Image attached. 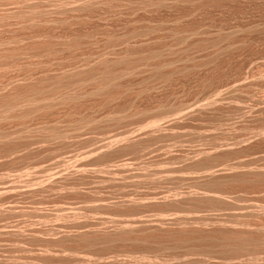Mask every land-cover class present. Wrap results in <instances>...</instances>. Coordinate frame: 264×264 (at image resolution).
I'll list each match as a JSON object with an SVG mask.
<instances>
[{"label": "rangeland", "instance_id": "1", "mask_svg": "<svg viewBox=\"0 0 264 264\" xmlns=\"http://www.w3.org/2000/svg\"><path fill=\"white\" fill-rule=\"evenodd\" d=\"M17 1L0 0V103L3 102L1 104L5 107H1L0 104L2 108H0V181L6 183V185H4V183L2 184L0 182V188L2 186V190H6L7 188H5V186H11L8 183L12 180L10 184L14 181L16 186L12 183L11 189H9L10 187L8 188L9 192L13 189L12 187H16L15 190H13L18 194H16L15 197V192L12 190V192H14L11 193L12 196L14 195L13 198L12 196L8 198L10 197V193L7 194L8 197H0L1 206L3 205V207L7 209L10 207L9 205H14L11 207L13 210H17L16 213L13 211V214H5L4 216H7L6 218L2 216L4 219L1 217L0 223L1 220V224L8 223V226L5 227L6 229L10 226L11 228L9 229L11 230L12 228H16L15 231L18 230V232L20 230L18 234L15 233L16 235L10 234L8 235L9 237L6 235L0 236V261L2 264H19V262L20 264H105V261L107 264L111 262V264H115L116 262V264H118V262L119 264L120 262L121 264H128V262L129 264H146L147 262V264H152L153 262V264H157L159 261L161 264H250V262L251 264H264V229L262 228L264 226V0H100L102 3L97 1L99 5L95 3L96 1L89 2L88 4H83L82 2L78 3L79 0H76V2L75 0H69L70 2L67 0L68 4L66 0L64 4H62L63 0L62 2L60 0L61 3L58 0H36L35 4V0H25L26 2L24 0H22L24 2L21 0V2L19 0ZM15 2H17L16 5ZM19 3L21 5H19ZM24 3L26 5H31V7H27L28 5L26 6ZM58 6L60 7L59 9ZM45 9L46 11H43ZM10 11L11 13L8 14ZM53 12L54 14H52ZM221 51L224 53H221ZM124 52L127 55L125 57L123 56L125 55ZM156 53L157 55L155 56ZM118 54H121V56H118ZM102 55L103 57H101ZM139 55H141V57ZM119 57L122 58L123 61H121L122 59L120 60ZM99 58L101 61H99ZM109 58L111 62L107 60ZM125 58L126 60H124ZM119 61L125 66H117V64H121ZM124 61H128L127 66ZM114 63L116 64L114 65ZM106 65L107 67L105 68ZM109 65H113V68ZM130 65L131 69L129 68ZM103 68L106 71H104ZM61 69L63 70L62 73ZM101 70L102 72L104 71L102 73L103 76L101 75ZM108 70L111 73L112 70H115V73H112L114 75H110L111 73H109ZM75 72L78 74L76 75ZM92 72L93 74H91ZM121 72L124 73V75ZM74 73L76 76H74ZM86 74L89 75L87 76ZM78 75H80V77L82 76L79 82ZM96 75H99L98 77L100 79L97 78ZM83 77H85V79H88L87 77L91 79L96 77L99 81L95 78L93 80L88 79L87 81L84 80ZM102 77H104L107 82L106 80L104 81ZM119 77H121V79H119ZM107 78H109V80L111 79L113 82L111 80L109 81ZM74 81L81 83L75 85L77 82L75 83ZM67 82L69 86L74 82L71 84V90ZM101 82L104 86H102L103 84ZM44 86L47 88L46 90ZM20 87L24 90H19ZM74 88L75 90H73ZM26 90L28 92L30 91L28 94L29 96ZM18 91H20V93ZM23 91L27 96L25 95L24 97ZM66 91H68V97L66 96ZM13 92L15 93L13 94ZM16 92L18 94H16ZM32 92L35 95L32 94ZM54 92L57 95H55ZM2 94H8V96L6 97V95H4V98ZM19 94H21V96H19ZM30 95L35 96L33 101L32 98L34 96L31 97ZM38 95L40 97H38ZM51 96L55 97L52 98ZM58 96L60 98H58ZM77 96L78 98H75ZM26 97H31V99L29 98L30 100H27ZM70 97H72V99ZM44 98H46L45 101L49 98L48 103L43 102ZM11 99H19L21 102L24 99V101L28 102H25L26 104H24V101L22 104L19 102L20 105L18 102L17 105L16 103L9 104ZM39 102H42V104H38ZM5 104H7V106H5ZM37 104L38 107L36 106ZM27 105L31 108H27ZM192 107L194 109L197 108L196 110L198 112H193L194 109H192ZM199 107L200 109H198ZM6 108H8V112ZM190 110L191 112L189 113ZM23 113L24 115H21ZM28 113L30 114L27 115ZM182 113L192 115L188 117L183 114L184 118L182 115H179ZM158 121L161 123V126L160 124L159 126L156 124ZM164 121L168 125L170 123L172 124L169 126L167 124L165 125ZM21 128H23V131ZM129 134L130 136H133L131 134H141L144 137H139L141 138L138 139L140 143L137 141L138 144L136 143V147L135 144L128 145L127 136ZM125 135L126 140L124 141H126L127 144L121 141L125 139ZM110 141L114 143H110L111 145L109 146L108 143ZM105 142H108L106 143L108 146L106 150H101L98 146L102 144L105 145ZM116 142L119 143L120 149L119 147L116 148L118 146ZM122 142L123 144L121 145ZM132 146L138 148V150ZM97 147L101 150L98 151L99 153L97 151H91L93 149L99 150ZM109 147L112 148L110 149ZM140 147L145 151L142 149L140 150L142 153L140 152L139 154ZM123 148H125V150H123ZM126 150L130 152L127 151V154ZM109 151L113 153L111 152V154ZM90 152L93 154L97 152L99 155L96 153L97 155H92L94 158H91L92 153ZM122 153L126 154L123 155ZM199 154H204V156H200ZM108 158L113 161H108ZM208 160L211 162L213 161V163ZM76 161L81 163L75 164ZM193 161L198 162H194L193 164ZM69 163L71 166L73 163L76 167L78 165L76 170L83 168L80 170L81 172L79 171V175H76L78 171L74 169L76 168L74 165L72 166L73 169H71V166V168H69ZM119 163H125V170H115V165H119ZM63 164L66 166L67 170L63 169L62 172L61 168H65ZM56 165H59V172L62 174L56 173L52 176L50 172ZM209 165L216 176L210 177L211 179L203 177ZM185 166L188 167L186 168ZM39 167L40 169H38ZM48 167H51V171H48L50 176L47 175L46 172ZM56 167L55 170L57 171L58 167ZM200 167L203 168L201 169ZM239 168L245 174L249 172L250 179L248 178L249 176H247L248 174L244 176L245 174L243 175ZM209 169L210 168H208L207 173L211 172ZM65 171L69 172V176ZM230 171H233V174L236 171L237 174L233 175L231 173L230 175ZM225 172L229 175L225 174ZM252 172L257 174L255 178L251 176L252 174L250 173ZM84 173H86L85 176L83 175ZM142 173H144L145 176L142 175ZM147 173L150 174L148 175ZM219 173L223 176L219 177ZM63 174H65V176L67 174L68 181L70 180L69 178L74 176L75 178L71 179L68 183L65 182L66 180L61 179L60 182L58 181L56 183V185L59 184L54 186V190H50V192L52 191L51 193L47 190V192L43 191L44 193L41 192V194L36 190L38 187L37 184L39 185L38 180L40 182V179L45 180L47 176L53 178L56 177L55 175L59 177ZM106 174L107 176H105ZM61 176L59 178L64 177V175ZM93 176H95V178ZM33 177H39L40 179H34ZM76 177H79V180ZM225 177H227V179ZM234 177L236 180H234ZM82 178H84V180ZM206 178L208 179L206 180ZM24 179H30V181H25V183L23 182ZM76 179L78 181H75ZM112 180H115V182ZM210 180L214 181V183ZM83 182L84 184H82ZM18 183L20 186L22 185L23 188H19ZM26 184H28V187L33 188L27 187L28 190H31L27 193L29 196H26L25 193H22L25 195L19 196L21 191L24 192V189H26V186L24 187ZM34 184L36 189H34ZM16 189L17 191L23 190L19 191V193ZM27 189L25 191H28ZM2 190L0 189L1 192ZM32 190L37 191L39 194L37 195V192L36 195L33 194L34 191L32 193ZM220 191L223 194L220 193ZM190 192L193 193L191 194ZM183 193L185 195L181 196ZM160 194H164L162 195L163 197ZM40 195L43 197L40 198ZM164 197L166 199H164ZM124 199H127V202H124ZM168 201L170 202L167 203ZM112 202L118 204L114 203V207ZM101 203L102 207L98 206ZM7 204L8 207H6ZM1 206L0 208H2ZM136 206H139L141 209ZM130 210L131 212L129 213ZM73 213L75 216L78 213L76 218L78 219V221H76L78 222L76 223L77 226H82L79 223L81 220L82 224H85L83 222H87L88 224V221L91 223L96 221L99 227L100 223L101 227L102 225L106 227L108 223H103L108 220V226H113L119 223L113 221V219H120L119 221L121 222V219H129L141 215L142 218H139L152 223L155 222L157 217H163L166 214L164 218H170L171 216L183 217L186 225H184L185 223L179 224L184 225L183 228L182 226H177L170 222L169 225L167 221L164 223V226L167 224L165 227H170L167 231L166 228L165 230L160 228V230L163 229L161 231L158 230L159 228L157 230L156 228H150L152 230L149 228L146 230L145 228L144 230L146 232H137V234L135 231L134 234L132 233L133 235H130L132 239L127 236L121 239L114 238V240H110V242L109 240L108 242L106 240L102 242L90 241L93 245L87 243L88 241L84 242L85 239H82V242L79 238V241H81L80 244H82L81 247L77 240L78 238L74 239L67 237L65 239L62 235L61 237L59 235L63 234L62 231L64 227L65 229L67 228L66 230L64 229L66 232L76 230L68 227L73 225H69L72 221L70 220L69 222V217H71L70 215H73ZM133 213L135 214L133 215ZM79 215L81 217L83 216V219ZM71 218H73V216ZM148 218H151L150 221ZM185 219L187 220L185 221ZM229 219L231 221H228ZM5 220L7 221L6 223ZM200 220L208 222H206L207 226L206 223H201L202 225L205 224V226L200 228L201 230L199 232V227L202 226L199 225L201 222ZM42 221H44V223H42ZM111 221L115 224H112ZM226 221H228V225L225 224L227 223ZM74 222L72 221V223ZM213 222H216V225L215 223L213 225ZM229 222H231V225L234 224V226L238 228L237 230L233 229L234 231L236 230V233L242 230V226L240 225L242 223L251 227L252 230L255 229L257 231L255 232L256 235L254 231H252V236H247L249 239H245L246 236L243 235L244 233L247 235V232L241 233L242 240L238 238L240 235H234L235 233L233 230H227L225 226H231ZM14 224L15 226H13ZM258 225L263 230H261ZM77 226L75 228H77ZM255 226L258 229L255 228ZM180 227L186 231L187 234H182L183 230L181 233ZM213 227L219 231H215L216 229L212 230L211 228ZM221 227H223V229ZM46 228L51 232L56 231L55 233L48 231L49 234H47V232L44 233L45 230L47 231ZM33 229L34 231H31ZM59 229L62 231H59ZM194 229L199 233L196 232L193 234V231L195 232ZM207 229L209 231H207ZM176 230L179 231L174 233ZM26 231H29L27 232L29 234H27ZM226 231L227 233H225ZM231 231L233 232L231 233ZM21 233H25V235ZM172 233L174 237L170 236ZM139 234L140 237H138ZM210 234L213 235L211 236ZM221 234L223 236L227 235V237H223ZM253 234L256 237H253ZM13 236L15 237L14 239ZM32 236L34 238H31ZM141 236H144L143 239L145 240L150 239L148 241L143 240V243ZM192 236H194V238L196 237L195 240H197V242H195ZM209 236L211 238H209ZM42 237H44V241ZM50 238L52 241L49 240ZM135 238L139 240L137 241ZM221 238L223 243L219 240ZM53 240L56 241V243ZM135 240L137 241L136 243ZM208 240L210 243L213 240L212 244H210ZM249 240L252 241V243H250ZM61 242L63 246H61ZM179 243L182 244L180 245ZM84 244L86 247L89 245L87 249ZM114 244L117 245V247ZM223 244H226V246L224 245V247H226L225 249L223 248ZM161 246L164 247L160 249ZM227 246H229L230 249ZM45 250H47L46 254ZM197 251L201 254H198ZM145 252H148V254ZM195 253L198 255L194 256ZM238 253L240 255H237ZM202 254L206 257L210 256L209 259ZM140 255L142 258H140ZM116 256H118L119 261L116 259ZM132 256H135L134 259L136 260H131V258L133 259ZM144 256L145 259L143 258ZM113 257H115L114 261ZM245 257L253 260H241ZM88 258L89 260L87 261L86 259ZM143 259L146 261H142ZM156 259L158 260L157 263L155 261ZM199 260H202V262ZM239 261H241V263ZM160 262L158 264H160Z\"/></svg>", "mask_w": 264, "mask_h": 264}, {"label": "bare ground", "instance_id": "2", "mask_svg": "<svg viewBox=\"0 0 264 264\" xmlns=\"http://www.w3.org/2000/svg\"><path fill=\"white\" fill-rule=\"evenodd\" d=\"M4 1H5V0H4ZM6 1H7V0H6ZM9 1H10V0H9ZM15 1H17V0H15ZM19 1H20V0H19ZM21 1H22V0H21ZM21 1H20V2H21ZM24 1H25V0H24ZM24 1H22V2H24ZM27 1H28V0H27ZM58 1L60 2V0H58ZM64 1H65V0H63V3H62V4L65 3ZM68 1H69V0H68ZM71 1H72V0H71ZM95 1H96V2H95ZM97 1L99 2L100 0H83V1H82V0H79L78 3H79V2H82L83 4H85V3L88 4L89 2H90V3H91V2H95V3H97V4L99 5V3H98ZM102 1H103V0H102ZM17 2H18V1H17ZM17 2H15V5H16ZM25 2H26V1H25ZM35 2H36V0L34 1V4H35ZM46 2H47V1H46ZM46 2H45V3H46ZM51 2H52V1H51ZM61 2H62V0H61ZM61 2H60V3H61ZM66 2H67V0H66ZM69 2H70V1H69ZM75 2H76V0H75ZM100 2H101V1H100ZM2 3H4V2H2ZM8 3H9V2H8ZM27 3H28V2H27ZM38 3H40V2H38ZM38 3H37V4H38ZM47 3H48V2H47ZM52 3H53V2H52ZM78 3H76V4H78ZM101 3H102V2H101ZM5 4H6V2H5ZM10 4H12V3H10ZM10 4H9V5H10ZM22 4H23V3H22ZM24 4H25V3H24ZM28 4H29V3H28ZM28 4H27V5H28ZM67 4H68V2H67ZM69 4H70V3H69ZM106 4H107V3H106ZM6 5H7V4H6ZM6 5H5V6H6ZM19 5H21V4L19 3ZM25 5H26V4H25ZM25 5H24V6H25ZM27 5H26V6H27ZM44 5H45V4H44ZM95 5H96V4H95ZM11 6H12V5H11ZM32 6H33V4H32ZM55 6H56V5H55ZM63 6H64V5H63ZM68 6H70V5H68ZM87 6H88V5H87ZM27 7H31V5H28ZM66 7H67V6H66ZM70 7H71V6H70ZM77 7H78V6H77ZM79 7H80V6H79ZM2 8H3V7H2ZM9 8H10V7H9ZM16 8H17V7H16ZM16 8H15V9H16ZM19 8H20V7H19ZM24 8H25V7H24ZM47 8H48V7H47ZM59 8H60V7L58 6V9H59ZM63 8H64V7H63ZM67 8H68V7H67ZM71 8H72V7H71ZM7 9H8V6H7ZM22 9H23V8H22ZM25 9H26V8H25ZM27 9H28V8H27ZM41 9H42V8H41ZM49 9H50V8H49ZM52 9H53V7H52ZM56 9H57V8H56ZM56 9H55V10H56ZM79 9H80V8H79ZM30 10H31V9H30ZM66 10H67V9H66ZM68 10H69V9H68ZM5 11H6V10H5ZM17 11H18V10H17ZM28 11H29V10H28ZM28 11H26V12H28ZM43 11H46V9L43 10ZM61 11H62V10H61ZM1 12H2V10H1ZM12 12H13V11H12ZM32 12H34V11H32ZM32 12H31V13H32ZM41 12H42V11H41ZM72 12H73V10H72ZM4 13H5V12H4ZM10 13H11V11H10L8 14H10ZM16 13H17V12H16ZM28 13H30V12H28ZM23 14H24V13H23ZM25 14H26V13H25ZM50 14H51V13H50ZM52 14H54V12H53ZM58 14H60V13H58ZM6 15H7V14H6ZM33 15H34V14H33ZM35 15H36V14H35ZM15 16H17V15H15ZM31 16H32V15H31ZM37 16H38V15H37ZM58 16H59V15H58ZM68 16H69V15H68ZM34 17H35V16H34ZM34 17H33V18H34ZM72 17H73V16H72ZM2 18H3V17H2ZM4 18H5V17H4ZM6 18H7V17H6ZM18 18H19V17H18ZM28 20H29V19H28ZM32 20H34V19H32ZM56 20H57V19H56ZM50 21H51V20H50ZM40 22H41V21H40ZM48 22H49V21H48ZM48 22H47V23H48ZM41 23H42V22H41ZM44 23H45V22H44ZM49 23H50V22H49ZM49 23H48V24H49ZM51 23H52V22H51ZM48 24H47V25H48ZM34 25H35V24H34ZM40 25H41V24H40ZM41 27H42V25H41ZM184 30H185V29H184ZM43 31H44V30H43ZM186 32H187V31H186ZM188 36H189V35H188ZM184 37H185V35H184ZM187 38H188V37H187ZM138 39H139V38H138ZM189 39H190V38H189ZM192 39H193V38H192ZM143 40H144V39H143ZM154 40H155V39H154ZM217 40H218V38H217ZM136 41H137V40H136ZM138 41H139V40H138ZM146 41H147V40H146ZM148 42H149V41H148ZM156 42H157V41H156ZM42 43H43V42H42ZM218 43H219V42H218ZM61 44H63V43H61ZM137 44H138V43H137ZM145 44H146V43H145ZM193 44H194V43H193ZM212 44H213V43H212ZM34 45H35V44H34ZM129 45H131V44H129ZM134 45H135V44H134ZM139 45H140V44H139ZM226 45H227V44H226ZM135 46H136V45H135ZM39 47H40V46H39ZM150 47H151V46H150ZM237 47H238V46H237ZM124 48H125V47H124ZM153 48H154V47H153ZM238 48H239V47H238ZM151 49H152V48H151ZM151 49H150V50H151ZM212 49H213V48H212ZM148 50H149V48H148ZM121 51H122V50H121ZM131 51H132V50H131ZM154 51H155V50H154ZM154 51H153V52H154ZM157 52H158V51H157ZM216 52H217V51H216ZM119 53H120V52H119ZM124 53H125V52H124ZM142 53H143V52H142ZM148 53H149V52H148ZM221 53H224V52L221 51ZM129 54H130V53H129ZM156 55H157V53L155 54V56H156ZM118 56H121V54H118ZM123 56H124V57L127 56L126 53H125V55H123ZM139 56L141 57V55H139ZM101 57H103V55H102ZM101 57H100V58H101ZM108 57H109V56H108ZM129 57H130V56H129ZM153 57H154V56H153ZM100 58H99V59H100ZM105 58H106V57H105ZM105 58H104V59H105ZM110 58H111V57H110ZM110 58L107 59V60H109V62H111ZM116 58H117V57H116ZM119 58H120V57H119ZM104 59H103V60H104ZM113 59H114V58H113ZM121 59H122V58H120V60H121ZM117 60H118V59H117ZM124 60H126V58H125ZM129 60H130V59H129ZM99 61H101V59H100ZM104 61H105V60H104ZM121 61H123V59H122ZM121 61H119V63H121ZM94 62H95V61H94ZM113 62H114V61H113ZM124 62L126 63V66H127V62H128V61H127V62L124 61ZM102 63H103V61H102ZM117 63H118V62H117ZM104 64H106V63H104ZM115 64H116V63H114V65H115ZM135 64H136V63H135ZM135 64H134V65H135ZM87 65H88V64H87ZM92 65H93V64H92ZM101 65H102V64H101ZM119 65H120V66L123 65V63H121V64H117V66H119ZM132 65H133V64H132ZM89 66H90V65H89ZM94 66H95V65H94ZM109 66L112 67L113 65H112V66L109 65ZM123 66H125V65H123ZM135 66H136V65H135ZM161 66H162V65H161ZM82 67H83V66H82ZM106 67H107V65L105 66V68H106ZM132 67H133V66H132ZM153 67H154V66H153ZM85 68H86V66H85ZM95 68H96V67H95ZM98 68H99V66H98ZM100 68H101V67H100ZM108 68H109V67H108ZM112 68H113V67H112ZM114 68H115V66H114ZM129 68L131 69V65H130ZM133 68H134V67H133ZM8 69H9V68H8ZM83 69H84V67H83ZM123 69H125V68H123ZM130 69H129V70H130ZM9 70H10V69H9ZM61 70H62V69H61ZM68 70H69V69H68ZM103 70H104V68H103ZM115 70H116V69H115ZM115 70H112V73H115ZM120 70H121V69H120ZM82 71H83V70H82ZM85 71H86V70H85ZM92 71H93V70H92ZM98 71H99V70H98ZM104 71H106V70H104ZM104 71H103V72H104ZM108 71H109V70H108ZM110 71H111V69H110ZM110 71H109V73H111ZM116 71H117V70H116ZM118 71H119V69H118ZM133 71H135V70H133ZM62 72H63V70L61 71V73H62ZM68 72H69V71H68ZM70 72H71V71H70ZM76 72H77V71H76ZM76 72H75V73H76ZM100 72H101V75H102V73H103L102 70H101ZM127 72H128V70H127ZM65 73H66V72H65ZM75 73H74V76H76V75L78 74V73H76V75H75ZM86 73H88V72H86ZM106 73H107V72H106ZM112 73H111L110 75H114V74H112ZM119 73H120V71H119ZM121 73H122V72H121ZM125 73H126V71H125ZM130 73H131V72H130ZM42 74H45V73H42ZM53 74H54V73H53ZM57 74H58V73H57ZM66 74H67V73H66ZM68 74H70V73H68ZM89 74H90V73H89ZM89 74H88V75H89ZM91 74H93V72H92ZM95 74H96V73H95ZM122 74L124 75V73H122ZM132 74H133V72H132ZM39 75H40V74H39ZM39 75H38V76H39ZM60 75H61V74H60ZM86 75H87V74H86ZM88 75H87V76H88ZM99 75H100V74H99ZM99 75H96V77L99 78V77H98ZM105 75H106V74H105ZM108 75H109V74H108ZM115 75H116V74H115ZM118 75H119V74H118ZM120 75H121V74H120ZM127 75H128V74H127ZM15 76H16V74H15ZM25 76H26V75H25ZM42 76H43V75H42ZM49 76H51V75H49ZM49 76H48V77H49ZM53 76H54V75H53ZM58 76H59V75H58ZM65 76H66V75H65ZM68 76H69V75H68ZM78 76H79V78H78V82H79V79H80L82 76H81V77H80V75H78ZM83 76H84V74H83ZM102 76H103V75H102ZM129 76H130V75H129ZM66 77H67V76H66ZM85 77H86V76H85ZM85 77H83L84 80H87V81H88V79H91V78H89V77H87L88 79H85ZM96 77H94V78L97 79ZM104 77H106V76H104ZM104 77H102V78H103L104 81H105L106 79H105ZM116 77H118V76H116ZM122 77H124V76H122ZM125 77H126V76H125ZM15 78H17V77H15ZM15 78H14V79H15ZM21 78H22V77H21ZM27 78H28V77H27ZM41 78H42V77H41ZM54 78H55V77H54ZM64 78H65V77H64ZM74 78H75V77H74ZM92 78H93V77H92ZM94 78H93V79H94ZM102 78H101V79H102ZM109 78H111V77H109ZM109 78H107V79L109 80ZM113 78H115V77H113ZM113 78H112V79H113ZM18 79H20V78H18ZM30 79H31V78H30ZM93 79H91V80H93ZM99 79H100V78H99ZM99 79H97V81H99ZM119 79H121V77H119ZM60 80H61V79H60ZM75 80H76V79H75ZM82 80H83V79H82ZM82 80H81V81H82ZM110 80H111V79H110ZM110 80H109V81H110ZM117 80H118V79H117ZM15 81H16V80H15ZM17 81H18V80H17ZM23 81H24V80H23ZM23 81H21V82H23ZM44 81H45V80H44ZM70 81H72V80H70ZM95 81H96V80H95ZM104 81H103V82H104ZM111 81H112V80H111ZM115 81H116V79H115ZM115 81H114V82H115ZM13 82H14V81H13ZM40 82H42V81H40ZM46 82H47V81H46ZM46 82H45V83H46ZM74 82L76 83L77 81H74ZM74 82H73V83H74ZM78 82H77L75 85L81 83V82H80V83H78ZM106 82H107V80H106ZM112 82H113V81H112ZM2 83H3V82H2ZM28 83H29V82H28ZM54 83H55V82H54ZM70 83H71V82H70ZM73 83H71V84H73ZM82 83H84V82H82ZM101 83H102V82H101ZM109 83H111V82H109ZM14 84H15V83H14ZM14 84H12V85H14ZM17 84H18V83H17ZM34 84H35V83H34ZM34 84H33V85H34ZM42 84H43V83H42ZM47 84H48V83H47ZM50 84L53 85L52 83H50ZM56 84H57V83H56ZM71 84H70V86H69V84H68V82H67V85H68L69 89H70V87H71ZM102 84H103V83H102ZM112 84H114V83H112ZM10 85H11V84H10ZM24 85H26V84H24ZM33 85H32V86H33ZM45 85H46V84H45ZM48 85H49V84H48ZM75 85H74V86H75ZM4 86H6V85H4ZM27 86H28V84H27ZM27 86H24V87H27ZM42 86H43V85H42ZM46 86H47V85H46ZM72 86H73V85H72ZM99 86H100V85H99ZM102 86H104V84H103ZM108 86H109V85H108ZM30 87H31V86H30ZM34 87H35V86H34ZM34 87H33V88H34ZM36 87H37V86H36ZM39 87H40V86H39ZM55 87H56V86H55ZM57 87H58V86H57ZM96 87H98V86H96ZM22 88H23V86H22ZM33 88H31V89H33ZM42 88H43V87H42ZM44 88H45V86H44ZM49 88L51 89L50 86H49ZM58 88H61V87H58ZM100 88H101V87H100ZM103 88H104V87H103ZM7 89H8V88H7ZM13 89H14V88H13ZM20 89H21V87L19 88V90H20ZM26 89H27V88H26ZM29 89H30V88H29ZM34 89H36V88H34ZM39 89H41V88H39ZM46 89H47V88H45V90H46ZM96 89H97V88H96ZM0 90H1V89H0ZM17 90H18V89H17ZM21 90H24V89H21ZM41 90H42V89H41ZM43 90H44V89H43ZM51 90H52V89H51ZM55 90H56V89H55ZM57 90H59V89H57ZM70 90H71V89H70ZM73 90H75V88H74ZM2 91H3V90H2ZM9 91H10V90H9ZM12 91H13V90H12ZM26 91H27V90H26ZM3 92H4V91H3ZM3 92H2V93H3ZM18 92L20 93V91H18ZM29 92H30V91H29ZM29 92H28V91L26 92L27 95L29 94ZM57 92H59V91H57ZM67 92H68V91H66V96H67V94H68ZM96 92H97V91H96ZM14 93H15V92H13V94H14ZM54 93H55V92H54ZM59 93H60V92H59ZM61 93H63V92H61ZM70 93H71V92H70ZM16 94H18V93L16 92ZM21 94H22V93H21ZM21 94H19V96H21ZM23 94H24V97H25L26 94L24 93V91H23ZM23 94H22V95H23ZM32 94H34V93L32 92ZM44 94H45V93H44ZM79 94H80V93H79ZM79 94H78V96H79ZM2 95H3V94H2ZM4 95H6V94H4ZM4 95H3V96H4ZM9 95H10V94H9ZM11 95H12V94H11ZM27 95H26V96H27ZM34 95H35V94H34ZM34 95H32V96H34ZM55 95H57V94L55 93ZM58 95H59V94H58ZM63 95H64V94H63ZM69 95H70V94H69ZM7 96H8V94L6 95V97H7ZM12 96H14V95H12ZM17 96H18V95H17ZM28 96H29V95H28ZM30 96H31V95H30ZM32 96H31V97H32ZM61 96H62V95H61ZM64 96H65V95H64ZM78 96L75 97V98H78ZM22 97H23V96H22ZM31 97H26V98H27V100H28L29 98L31 99ZM38 97H40V96L38 95ZM51 97H52V96H51ZM51 97H50V98H51ZM54 97H55V96H54ZM54 97H52V98H54ZM67 97H68V96H67ZM1 98H3V97H1ZM4 98H5V96H4ZM13 98H15V97H13ZM26 98H25V99H26ZM58 98H60V97L58 96ZM64 98H65V97H64ZM70 98L72 99V97H70ZM30 99H29V100H30ZM34 99H35V96L32 98V101H33ZM39 99H41V98H39ZM45 99H46V98H44V101H43V100H42V101L48 103L49 98H48L47 101H45ZM57 100H58V99H57ZM23 101H24V99H23ZM23 101L21 102V101H19V99H17V100H16V99H14V100L11 99L9 104H15V103H16V105H17V102H18V104H19V102H21V104H22ZM61 101H62V100H61ZM25 102H28V101H24V104H26ZM34 102H35V101H34ZM51 102H52V101H51ZM62 102H63V101H62ZM1 103H3V102H1ZM1 103H0V104H1ZM6 103H8V102H6ZM35 103H37V102H35ZM214 103H216V102H214ZM214 103H213V104H214ZM28 104H29V103H28ZM31 104H32V103H31ZM38 104H42V102H39ZM38 104L36 105L37 107H38ZM52 104H53V103H52ZM52 104H51V105H52ZM61 104H62V103H61ZM19 105H20V104H19ZM19 105H18V106H19ZM46 105H47V104H46ZM200 105H201V104H200ZM5 106H7V104H5ZM8 106H9V105H8ZM28 106H29V105H27V108H29ZM34 106H35V105H34ZM40 106H42V105H40ZM196 106H197V105H196ZM196 106H195V107H196ZM207 106H208V105H207ZM1 107H4V106H2V104H1ZM1 107H0V108H1ZM12 107H13V105H12ZM32 107H33V106H32ZM4 108H5V107H4ZM22 108H23V107H22ZM30 108H31V107H30ZM30 108H29V109H30ZM33 108H35V107H33ZM44 108H45V107H44ZM215 108H216V107H215ZM215 108H213V109H215ZM1 109H2V108H1ZM6 109H7V112H8V108H6ZM47 109H48V108H47ZM50 109H51V108H50ZM192 109H194V108L192 107ZM196 109H197V108H196ZM196 109H194L193 112H194V111L198 112ZM198 109H200V107H199ZM211 109H212V107H211ZM32 110H34V109H32ZM35 110H37V109H35ZM38 110H39V109H38ZM184 110H185V109H184ZM186 110H187V109H186ZM25 111H26V110H25ZM43 111H44V110H43ZM199 111H200V110H199ZM208 111H209V108H208ZM210 111H211V110H210ZM213 111H214V110H213ZM215 111H216V110H215ZM220 111H221V109H220ZM0 112H1V111H0ZM7 112H6V113H7ZM29 112H30V111H29ZM32 112H33V111H32ZM186 112H187V111H186ZM190 112H191V110L189 111V113H190ZM193 112H192V113H193ZM6 113H5V114H6ZM14 113H15V112H14ZM213 113H214V112H213ZM8 114H9V113H8ZM29 114H30V113H28L27 115H29ZM183 114H184V113L179 114V115H182V117H184ZM0 115H1V114H0ZM2 115H3V114H2ZM21 115H24V113L21 114ZM184 115H186V116L189 117V116H191L192 114L189 115V114L187 113V114H184ZM211 115H212V114H211ZM13 116H14V115H13ZM15 116H16V115H15ZM201 116H202V115H201ZM6 118H7V117H6ZM9 118H10V117H9ZM11 118H12V117H11ZM23 118H24V117H23ZM172 118H173V117H172ZM172 118H171V119H172ZM184 118H185V117H184ZM173 119H174V118H173ZM176 119H177V118H176ZM178 119H179V118H178ZM180 119H181V118H180ZM188 119H189V118H188ZM7 120H8V119H7ZM156 121H157V120H156ZM154 122H155V121H154ZM164 122H165V121H164ZM173 122H174V121H173ZM177 123H178V122H177ZM154 124H155V123H154ZM156 124H158V126H159V124H160V126H161V123H159V121H158V123H156ZM166 124H167V123L165 122V125H166ZM170 124H172V123H170ZM170 124H169V125H170ZM165 125H164V126H165ZM167 125H168V124H167ZM169 125H168V126H169ZM150 126H151V125H150ZM156 126H157V125H156ZM156 126H155V127H156ZM21 127H22V126H21ZM14 128H15V127H14ZM14 128H13V129H14ZM158 128H159V127H158ZM160 128H161V127H160ZM22 129H23V128H21V130H22ZM155 129H156V131H157V127H156ZM164 129H165V128H164ZM164 129H163V131H164ZM169 129H170V128H169ZM151 130H152V128H151ZM165 130H166V129H165ZM22 131H23V130H22ZM26 131H28V130H26ZM141 131H142V130H141ZM145 131H146V128H145ZM149 131H150V130H149ZM153 132H154V129H153ZM157 132H158V131H157ZM16 133H19V132H16ZM130 133H131V132H130ZM140 133H141V132H140ZM154 133H155V132H154ZM4 134H5V133H4ZM14 134H15V133H14ZM19 134H21V133H19ZM17 135H18V134H17ZM21 135H22V134H21ZM131 135H133V136H130V134L127 136V143H128V145H129V144H131V145H132V144H133V145L135 144V146H136L137 141H139L138 139H141L142 137H144V136H142L141 134H140V135H139V134H138V135H136V134H135V135H134V134H131ZM151 135H152V134H151ZM153 135H155V134H153ZM259 135H260V134H259ZM263 135H264V134H263ZM263 135H262V136H263ZM5 136H6V135H5ZM145 136H146V135H145ZM7 137H8V136H7ZM19 137H20V136H19ZM62 137H63V136H62ZM139 137H141V138H139ZM146 137H147V136H146ZM11 138H12V136H11ZM14 138H15V137H14ZM58 138H60V137H58ZM20 139H21V138H20ZM22 139H23V138H22ZM148 139H149V138H148ZM148 139H147V140H148ZM15 140H16V139H15ZM124 140H126V135H125V139H122L121 141H124ZM3 141H4V140H3ZM21 141H22V140H21ZM103 141H104V140H103ZM121 141H120V142H121ZM141 141H142V140H141ZM118 142H119V140H118ZM124 142H125L124 144H127L126 141H124ZM6 143H7V142H6ZM29 143H30V142H29ZM99 143H100V142H99ZM106 143H108V142H105V143H104L105 145L102 144L101 146L99 145L98 147H100L101 150H102V149H105V150H106V147L108 146ZM110 143H111V141L108 143L109 146H110L111 144H113L114 142H112L111 144H110ZM116 143H117V142H116ZM138 143H140V141H139ZM138 143H137V144H138ZM150 143H151V142H150ZM9 144H10V142H9ZM117 144H118V146L116 145V146H117V147L115 146L116 148L119 147V143H117ZM122 144H123V142L121 143V145H122ZM17 145H18V144H17ZM20 145H21V144H20ZM26 145H27V144H26ZM131 145H130V147H131ZM142 145H143V143H142ZM142 145H140V146H142ZM144 145H146V144H144ZM8 146H9V145H8ZM8 146H6V147H8ZM11 146H12V145H11ZM96 146H97V145H96ZM96 146H95V147H96ZM112 146H114V145H112ZM146 146H147V145H146ZM98 147H97V148H98ZM103 147H105V148H103ZM128 147H129V146H128ZM132 147H133V148H136L137 146H136V147L132 146ZM138 147H139V146H138ZM143 147H145V146H143ZM90 148H91V147H90ZM100 148H98L99 150H94V149H93V150H91V151H92V152H93V151H97V152H98V151H101ZM109 148L111 149L112 147H109ZM116 148H115V149H116ZM125 148H126V147H125ZM125 148H123V150H125ZM145 148H146V147H145ZM31 149H32V148H31ZM31 149H30V150H31ZM38 149H39V148H38ZM113 149H114V147H113ZM119 149H120V147H119ZM126 149H127V148H126ZM136 149L138 150V148H136ZM136 149H135V150H136ZM142 149H143V148H142ZM142 149H141V147H140V149H139V154H140V152H141L140 150H142ZM87 150H88V149H87ZM108 150H109V149H108ZM121 150H122V149H121ZM129 150H131V149H129ZM129 150H126V153H127V151H129ZM143 150H144V149H143ZM112 151H113V150H112ZM112 151H111V152H112ZM117 151H118V149H117ZM144 151H145V150H144ZM92 152H90V153H92ZM97 152H94V153L96 154ZM109 152H110V151H109ZM111 152H110V153H111ZM114 152H115V151H114ZM121 152H122V151H121ZM123 152H125V151H123ZM129 152H130V151H129ZM135 152H136V151H135ZM137 152H138V151H137ZM98 153H99V152H98ZM98 153H97V154H98ZM101 153H102V152H101ZM112 153H113V152H112ZM112 153H111V154H112ZM126 153H124V154H126ZM141 153H142V152H141ZM12 154H13V153H12ZM14 154H15V152H14ZM95 154L92 153V154H91V158H94L92 155H95ZM97 154H96V155H97ZM103 154L105 155L104 152H103ZM116 154H117V152H116ZM116 154H113V155H116ZM118 154H119V153H118ZM122 154H123V153H122ZM124 154H123V155H124ZM127 154H128V153H127ZM143 154H144V153H143ZM204 154H205V153H204ZM204 154H202V155L199 154V155H200V156H204ZM208 154H209V153H208ZM86 155H87V154H86ZM89 155H90V154H89ZM89 155H88V156H89ZM98 155H99V154H98ZM137 155H138V154H137ZM121 156H122V155H121ZM135 156H136V155H135ZM200 156H199V157H200ZM214 156H215V155H214ZM0 157H1V156H0ZM105 157H106V155H105ZM117 157H118V156H117ZM140 157H143V156H140ZM206 157H207V156H206ZM83 158H84V157H83ZM86 158H87V157H86ZM86 158H85V161H86ZM88 158H90V157H88ZM100 158H101V157H100ZM102 158H103V157H102ZM115 158H116V157H115ZM122 158H123V156H122ZM97 159H98V158H97ZM110 159H111V158H110ZM193 159H194V158H193ZM197 159H198V158H197ZM200 159H201V158H200ZM65 160H66V159H65ZM74 160H75V159H74ZM80 160H81V158H80ZM82 160H83V159H82ZM194 160H195V159H194ZM198 160H199V159H198ZM210 160H211V159H210ZM210 160H208V161H210ZM57 161H58V160H57ZM70 161H71V160H70ZM72 161H73V160H72ZM83 161H84V160H83ZM95 161H96V160H95ZM98 161H99V160H98ZM101 161H102V160H101ZM101 161H100V162H101ZM108 161H111V162H112L113 160H109V158H108ZM204 161H205V160H204ZM206 161H207V160H206ZM106 162H107V161H106ZM194 162L197 163L198 161H193V164H194ZM210 162H211V161H210ZM78 163L80 164L81 162H77V161L75 162V164H78ZM85 163H86V162H85ZM85 163H84V164H85ZM107 163H108V162H107ZM107 163H106V164H107ZM113 163H114V162H113ZM115 163H116V162H115ZM121 163H122V162H121ZM190 163H191V162H190ZM211 163H213V161H212ZM65 164H66V163H65ZM67 164H68V163H67ZM75 164L73 163L72 166L74 165V167H76ZM111 164H112V163H111ZM111 164H110V165H111ZM201 164H202V160H201ZM205 164H206V163H205ZM205 164H203V165H205ZM207 164H209V163H207ZM47 165H48V164H47ZM63 165H64V164H63ZM142 165H143V164H142ZM199 165H200V163H199ZM210 165H211V164H210ZM210 165H209V167H207V170H208V168H210L209 170H210L211 172H208V173H207V170H206V174L203 175V177H208V178H210V177H211V178H212V177H216V176H215V173L212 172V170H211V166H210ZM56 166H57V165H56ZM56 166H55V167H56ZM64 166H65V165H64ZM70 166H71V165H70V163H69V168L72 167V166H71V167H70ZM143 166H144V165H143ZM189 166H190V165H189ZM201 166H202V165H201ZM207 166H208V165H207ZM215 166H216V165H215ZM55 167H53L52 171H51V167H48V168H47L48 170H46L47 175L50 176V174H51L52 176H54V174H56V173L59 174V173H60V172H59V165L57 166V167H58V170H57L58 172L55 170ZM57 167H56V168H57ZM67 167H68V166H67ZM110 167H111V166H110ZM113 167H114V165H113ZM125 167H126V166H125V163H123V164H120V163H119V165H115V170H122V169H124ZM185 167H186V166H185ZM187 167H188V166H187ZM187 167H186V168H187ZM193 167H194V166H193ZM193 167H192V168H193ZM203 167H204V166H203ZM203 167H200V168L202 169ZM213 167H214V166H213ZM216 167H217V166H216ZM250 167H251V166H250ZM255 167H256V166H255ZM43 168H44V165H43ZM49 168H50V169H49ZM77 168H78V165H77V167L74 168V169L76 170ZM80 168H81V166H80ZM127 168H128V166H127ZM198 168H199V166H198ZM204 168H205V167H204ZM248 168H249V167H248ZM252 168H253V167H252ZM261 168H262V167H261ZM261 168H260V169H261ZM263 168H264V167H263ZM29 169H30V168H29ZM38 169H40V167H39ZM61 169H62V172H63V169L67 170V169H66V166H65V168L62 167ZM61 169H60V171H61ZM71 169H73V167H72ZM81 169H83V168H81ZM81 169H80V170H81ZM87 169H89V168H87ZM104 169H105V168H104ZM108 169H109V168H108ZM108 169H106V170H108ZM145 169H146V168H145ZM147 169H148V168H147ZM232 169H233V167H232ZM239 169H240V168H239ZM239 169H238V170H239ZM242 169H244V168H242ZM49 170H50L52 173H53V172H54V173L52 174ZM53 170H54V171H53ZM80 170H76V171H78L77 173H76L75 171H73V170H71V171L75 172L76 175H77V174L79 173ZM93 170H94V169H93ZM93 170H92V171H93ZM101 170H102V169H101ZM110 170H111V169H110ZM112 170H113V168H112ZM124 170H125V169H124ZM190 170H191V169H190ZM190 170H189V171H190ZM193 170H194V169H193ZM203 170H204V169H203ZM216 170H217V169H216ZM240 170H241V169H240ZM38 171H40V170H38ZM48 171L50 172V174H49ZM85 171H86V170H85ZM88 171H89V170H88ZM94 171H95V170H94ZM217 171H218V170H217ZM225 171H226V170H225ZM241 171H242V170H241ZM241 171H240V172H241ZM256 171H257V170H256ZM29 172H30V171H29ZM44 172H45V171H44ZM65 172H66V171H65ZM65 172H64V173H65ZM69 172H70V169H69ZM69 172H66V173L68 174V176H69ZM80 172H81V171H80ZM111 172H112V171H111ZM111 172H110V173H111ZM119 172H120V171H119ZM195 172H196V171H195ZM195 172H194V173H195ZM203 172H204V171H203ZM215 172H216V171H215ZM226 172H227V171H226ZM226 172H225V174L229 175V174L226 173ZM240 172H239V174H240ZM262 172H263V171H262ZM30 173H31V172H30ZM82 173H83V172H82ZM87 173H91V172H87ZM103 173H104V172H103ZM106 173H107V171H106ZM108 173H109V172H108ZM144 173H145V172H144ZM144 173H142V175H144ZM223 173H224V172H223ZM223 173H222V174H223ZM229 173H230V175H231V173L233 174V171H232V172L230 171ZM242 173H243V171H242ZM248 173H249V172H247V174H248ZM263 173H264V172H263ZM60 174H62V173H60ZM67 174H66V176H65V174H63L64 177H62L63 175H62V176L60 175L62 178H59L60 176L57 177V175H55V176L57 177V179H56V177L51 178V177H48V176H47V178L45 177L46 179L44 178L45 180H43V179H40V178H41V175H40V178H39V177H33L34 179H36V178H39V179H40V182H39V180H38V183H39L40 186H39V185L37 184V182H36V184H37L38 187H37V189H36V186H35V184H34V189L38 190V192H40V193H41V192L44 193L45 191L47 192V190H49V192H50L51 189L54 190V188H55L54 186H57L59 183H58L57 185H56V183H57L58 181L60 182L61 179H62V180H63V179L66 180L65 182L68 183L71 179H74V178H75V176L72 177V178H69L70 180L68 181V178H67L68 176H67ZM72 174H74V173H72ZM79 174H80V173H79ZM79 174H78V175H79ZM85 174H86V173H84L83 175L85 176ZM92 174H94V173H92ZM95 174H96V173H95ZM147 174L149 175L150 173H147ZM200 174H201V173H200ZM235 174H237L236 171L234 172L233 175H235ZM244 174H245V173H243V175H244ZM247 174H245L244 176H246ZM250 174H252L251 176L254 177V178L256 177L255 175H257V174H254V172H252V173H250ZM9 175H10V174H9ZM9 175H8V176H9ZM27 175H28V174H27ZM30 175H31V174H30ZM45 175H46V173H45ZM70 175H71V173H70ZM111 175H112V174H111ZM148 175H147V176H148ZM186 175H187V174H186ZM218 175H220V173H219ZM233 175H232V176H233ZM253 175H254V176H253ZM258 175H260V174H258ZM2 176H3V175H2ZM16 176H17V175H16ZM32 176H33V174H32ZM42 176H43V175H42ZM80 176H81V175H80ZM84 176H83V177H84ZM87 176H88V175H87ZM99 176H100V175H99ZM105 176H107V174H106ZM144 176H145V175H144ZM187 176H188V175H187ZM222 176H223V175H222ZM222 176L220 175L219 177H222ZM224 176H226V175H224ZM238 176H239V175H238ZM247 176H249V174H248ZM17 177H18V176H17ZM43 177H44V176H43ZM81 177H82V176H81ZM93 177L95 178V176H93ZM96 177H97V176H96ZM101 177H102V176H101ZM109 177H110V176H109ZM183 177H184V176H183ZM189 177H190V176H189ZM252 177H251V178H252ZM257 177H258V176H257ZM259 177H260V176H259ZM1 178H2V177H1ZM3 178H4V177H3ZM7 178H8V177H7ZM28 178H29V177H28ZM28 178H26V179H28ZM58 178H59V179H58ZM66 178H67V179H66ZM76 178L79 180V177H76ZM85 178H86V177H85ZM98 178H99V177H98ZM146 178H147V177H146ZM146 178H145V180H146ZM150 178H152V177H150ZM186 178H188V177H186ZM196 178H197V177H196ZM208 178H206V180H207ZM211 178H210V179H211ZM225 178L227 179V177H225ZM248 178L250 179V176H249ZM12 179H13V177H12ZM31 179H32V178H31ZM77 179H76L75 181H78ZM82 179L84 180V178H82ZM123 179H124V178H123ZM158 179H159V178H158ZM189 179H190V178H189ZM191 179H193V178H191ZM197 179H198V178H197ZM217 179H218V178H217ZM222 179H223V178H222ZM222 179H219V180H222ZM237 179H238V178H237ZM240 179H241V178H240ZM32 180H33V179H32ZM42 180H43V181H42ZM103 180H104V179H103ZM154 180H155V179H154ZM183 180H184V179H183ZM215 180H216V179H215ZM219 180H217V181H219ZM234 180H236L235 177H234ZM11 181H12V180H11ZM11 181H10V182H11ZM25 181H30V179H29V180H25V179H24L23 182H25ZM73 181H74V180H73ZM73 181H71V182H73ZM99 181H101V180H99ZM105 181H106V180H105ZM112 181L115 182V180H112ZM157 181H159V180H157ZM204 181H205V180H204ZM210 181H212V180H210ZM227 181H228V180H227ZM244 181H245V180H244ZM252 181H253V178H252ZM0 182H1V181H0ZM5 182H6V181H5ZM7 182H9V181H7ZM10 182L8 183L9 185L12 186V183L15 185L14 181H13L11 184H10ZM63 182H64V181H63ZM65 182H64V183H65ZM97 182H98V181H97ZM97 182H96V183H97ZM119 182H120V181H119ZM123 182H124V181H123ZM205 182H206V181H205ZM212 182L214 183V181H212ZM1 183L3 184L4 181L1 182ZM1 183H0V184H1ZM25 183H26V182H25ZM25 183H22V184H25ZM64 183H62V184H64ZM67 183H66V184H67ZM75 183H76V182H75ZM78 183H79V182H78ZM85 183H86V182H85ZM89 183H90V182H89ZM94 183H95V182H94ZM160 183H161V182H160ZM8 184H7V186H8ZM18 184H19V183H18ZM32 184H33V183H32ZM62 184H61V185H62ZM82 184H84V182H83ZM86 184H87V183H86ZM98 184H99V183H98ZM219 184H220V183H219ZM219 184H218V185H219ZM4 185H6V183H4ZM14 185H13V186H14ZM27 185H28V184L24 185V187L26 186V187H25L26 189H27V187H28ZM64 185H65V184H64ZM64 185H62V186H64ZM70 185H71V184H70ZM119 185H120V183H119ZM158 185H159V184H158ZM193 185H194V184H193ZM209 185H210V184H209ZM11 186H9L10 188L5 186V188H7L6 190H2V186H1V188H0V189L2 190V192L0 191V197H1V198H2V197H8V195H7L8 193H10V197H8V198H11V196H12L11 193H14V192H15L14 190H15V188H16V187H12V188L14 189V190L12 189L14 192H12V190H10L11 192H9V189H11ZM15 186H16V185H15ZM29 186H30V183H29ZM31 186H32V185H31ZM91 186H92V185H91ZM100 186H101V185H100ZM115 186H116V185H115ZM121 186H122V185H121ZM159 186H160V185H159ZM195 186H196V185H195ZM20 187L23 188L22 185L20 186V184H19V188H20ZM71 187H72V186H71ZM86 187H87V186H86ZM8 188H9V189H8ZM28 188H32V187H28ZM38 188H39V189H38ZM58 188H59V187H58ZM62 188H63V187H62ZM74 188H75V187H74ZM115 188H116V187H115ZM122 188H123V187H122ZM195 188H196V187H195ZM26 189H24V192L21 191V190H23V189H21V190L18 189L19 191H21V194H19V196H21V195H25V194H26V196H29L27 193H28L29 191H31V190H28V189H27L28 191H25ZM32 189H33V188H32ZM59 189H60V188H59ZM69 189H70V188H69ZM81 189H82V188H81ZM86 189H87V188H86ZM88 189H89V188H88ZM196 189H197V188H196ZM220 189H221V188H220ZM119 190H120V189H119ZM16 191H17V189H16ZM19 191H17V192H19ZM33 191H34V190H32V193H33ZM43 191H44V192H43ZM66 191H67V190H66ZM216 191H217V190H216ZM36 192H37V191H34L33 194L36 195ZM38 192H37V195L39 194ZM49 192H48V193H49ZM51 192H52V191H51ZM51 192H50V193H51ZM53 192H54V191H53ZM63 192H64V191H63ZM91 192H92V190H91ZM91 192H90V193H91ZM117 192H118V191H117ZM123 192H124V191H123ZM177 192H178V191H177ZM19 193H20V192H19ZM22 193H25V194H22ZM30 193H31V192H30ZM32 193H31V194H32ZM42 193H41V194H42ZM115 193H116V192H115ZM175 193H176V192H175ZM187 193H188V192H187ZM190 193H191V192H190ZM192 193H193V192H192ZM192 193H191V194H192ZM207 193H208V192H207ZM220 193H222V192L220 191ZM14 194H15V197H16V194H17V193L15 192ZM53 194H54V193H53ZM67 194H68V193H67ZM67 194H66V195H67ZM70 194H71V193H70ZM96 194H97V193H96ZM177 194H179V193H177ZM204 194H205V193H204ZM211 194H212V193H211ZM222 194H223V193H222ZM225 194H226V193H225ZM4 195H5V196H4ZM6 195H7V196H6ZM17 195H18V194H17ZM43 195H45V194H43ZM86 195H87V194H86ZM117 195H118V194H117ZM127 195H128V194H127ZM152 195H153V194H152ZM160 195H161V194H160ZM160 195H159V196H160ZM162 195H164V194H162ZM162 195H161V196H162ZM182 195H185V194L183 193V194H181V196H182ZM197 195H198V194H197ZM213 195H214V193H213ZM13 196H14V195H13ZM13 196H12V198H13ZM32 196H33V195H32ZM50 196H51V195H50ZM52 196H53V195H52ZM102 196H103V195H102ZM102 196H101V197H102ZM159 196H158V197H159ZM167 196H168V195H167ZM179 196H180V195H179ZM215 196H216V195H215ZM217 196H218V195H217ZM22 197H23V196H22ZM24 197H25V196H24ZM37 197H38V196H37ZM42 197H43V196H42ZM42 197H41V195H40V198H42ZM45 197H46V196H45ZM56 197H57V196H56ZM65 197H66V196H65ZM114 197H116V196H114ZM114 197H113V198H114ZM131 197H133V196H131ZM152 197H153V196H152ZM162 197H163V196H162ZM174 197H177V196H174ZM187 197H188V196H187ZM196 197H197V196H196ZM212 197H213V196H212ZM219 197H220V196H219ZM226 197H227V196H226ZM20 198H21V197H20ZM28 198H30V197H28ZM34 198H35V197H34ZM118 198H119V197H118ZM170 198H171V197H170ZM201 198H202V197H201ZM201 198H200V199H201ZM222 198H223V197H222ZM130 199H131V198H130ZM132 199H133V198H132ZM145 199H146V198H145ZM159 199H160V198H159ZM164 199H166V198L164 197ZM175 199H176V198H175ZM187 199H188V198H187ZM193 199H194V198H193ZM202 199H203V198H202ZM227 199H228V198H227ZM6 200H7V199H6ZM11 200H12V199H11ZM31 200H32V198H31ZM35 200H36V199H35ZM37 200H38V199H37ZM121 200H123V199H121ZM134 200H135V202H136V199H135V198H134ZM139 200H140V199H139ZM176 200H177V199H176ZM184 200H185V199H184ZM189 200H190V199H189ZM206 200H207V199H206ZM219 200H220V199H219ZM221 200H222V199H221ZM2 201H3V200H2ZM125 201L127 202V199H124V202H125ZM174 201H175V200H174ZM199 201H200V200H199ZM228 201H229V200H228ZM21 202H22V201H21ZM38 202H39V201H38ZM118 202H119V201H118ZM163 202H164V201H163ZM165 202H166V201H165ZM169 202H170V201H168L167 203H169ZM191 202H192V201H191ZM215 202H216V201H215ZM0 203H1V201H0ZM2 203H3V202H2ZM11 203H12V202H11ZM17 203H18V202H17ZM34 203H35V202H34ZM40 203H41V202H40ZM102 203H103V202H102ZM102 203H101L100 205H98V206H101ZM112 203H113V205H114L115 202H112ZM121 203H122V202H121ZM129 203H130V200H129ZM129 203H128V204H129ZM141 203H142V201H141ZM160 203H162V202H160ZM179 203H180V202H179ZM182 203H183V202H182ZM186 203H187V202H186ZM186 203H185V204H186ZM188 203H189V202H188ZM195 203H196V202H195ZM222 203H223V202H222ZM230 203H231V202H230ZM3 204H4V203H3ZM37 204H38V203H37ZM41 204H42V203H41ZM109 204H110V202H109ZM109 204H108V205H109ZM115 204H118V203H115ZM125 204H126V203H125ZM125 204H124V206H125ZM162 204H163V203H162ZM162 204H161V205H162ZM183 204H184V203H183ZM223 204H224V203H223ZM105 205H106V204H105ZM121 205H122V204H121ZM126 205H127V204H126ZM152 205H153V204H152ZM164 205H165V204H164ZM204 205H205V204H204ZM225 205H226V204H225ZM0 206H1V205H0ZM9 206H10V207H8V204L6 205V207H8L7 209H5V207H3V205L1 206L2 208H0V218H1L2 216H4L5 214H6V215H7V214H10V213L13 214V211H15L14 213L17 212V210H15V209L13 210V208H12L14 205H9ZM11 206H12V207H11ZM90 206H91V205H90ZM92 206H93V205H92ZM110 206H111V205H110ZM144 206H145V205H144ZM144 206H143V207H144ZM153 206H154V205H153ZM167 206H168V205H167ZM171 206H172V205H171ZM184 206H186V205H184ZM93 207H94V206H93ZM101 207H102V206H101ZM114 207H115V205H114ZM129 207H130V206H129ZM131 207H132V206H131ZM136 207L140 208L139 206H136ZM143 207H142V208H143ZM163 207H164V206H163ZM178 207H179V206H178ZM181 207H182V206H181ZM160 208H161V207H160ZM173 208H176V207H173ZM205 208H206V207H205ZM44 209H45V208H44ZM68 209H69V208H68ZM68 209H67V210H68ZM72 209H73V208H72ZM76 209H78V208H76ZM79 209H80V208H79ZM93 209H94V208H93ZM95 209H96V207H95ZM97 209H98V208H97ZM114 209H115V208H114ZM117 209H118V207H117ZM134 209H135V208H134ZM140 209H141V208H140ZM156 209H157V208H156ZM166 209H167V207H166ZM176 209H178V208H176ZM192 209H193V208H192ZM194 209H195V208H194ZM35 210H37V209H35ZM40 210H41V209H40ZM135 210H136V209H135ZM137 210H139V209H137ZM143 210H144V208H143ZM159 210H160V209H159ZM167 210H168V209H167ZM167 210H165V211H167ZM178 210H180V209H178ZM64 211H65V210H64ZM73 211H74V210H73ZM102 211H103V210H102ZM123 211H125V210H123ZM168 211H169V210H168ZM32 212H33V211H32ZM67 212H68V211H67ZM77 212H78V211H77ZM79 212H81V211H79ZM126 212H127V210H126ZM130 212H131V210L129 211V213H130ZM137 212H138V211H137ZM163 212H164V211H163ZM24 213H25V212H24ZM28 213H29V212H28ZM64 213H65V212H64ZM64 213H63V214H64ZM135 213H136V212H135ZM135 213H133V215H134ZM159 213H160V212H159ZM164 213H165V212H164ZM36 214H37V213H36ZM70 214H72V213H70ZM75 214H76V213H75ZM77 214H78V213H77ZM77 214H76V216L74 215V213H73V215H70L71 217L73 216V218L67 216V215H69V214L65 215V216H67V217L70 218V219H69V222H70V220H72L73 222L75 221L74 223H72V221H71V224L69 223V225H72V224H73V225H72V226H68V227H69V228H70V227H71V228H74V229H76V230L69 231V232L67 231V232H66L65 230H66L67 228L65 229V227H64L65 230L62 228L64 232H63L61 229H59V231L61 230L63 234H59V233H58V234L60 235V237H61V235H62V237H64L65 239H66L67 237L74 238V239L78 238L77 240H78L80 246H81L82 244H80L81 241H79V238H80L81 240H82V239H83V240L85 239L84 242H85V241H86V242L88 241L87 243H91L92 241H94V242H96V241H98V242H102V241H105V240H106L107 242H108V240H109V242H110V240H114V238H115V239H121V238H126L127 236L130 237V235H131L132 233L134 234L135 231H136L135 233H137V232L139 233V232H142V231L146 232V231L144 230L145 228H146V230H148L147 228H149V229H150V228H152V229L156 228V230H157L158 228H159L158 230H160V228H163V229L165 230V228H166V231H167V230L170 228V227H168V228L165 227L167 224L164 226V223H166L167 221H168V223H169V222H170L171 224L174 223V224L177 225V226H182V227H183L184 225H186V222H184V218H183V217H181V216H179V217H178V216H177V217H176V216H175V217L171 216L170 218H168V217L164 218V217L167 215V214H166L165 216H163V217L160 216L159 218L156 216L157 218H156L155 222H152V223L148 222V221L145 220V219H141V218H142V217H141L142 215H141V216H139V217H141V218L135 216L134 218L131 217V218H129V219H123L124 221L121 219V222L119 221L120 219H119V220H115V219H113V221L119 222L118 224L116 223V225H113V226H112V225L108 226L109 222H108L107 219H105V220H107V222H106V221L104 222V220H103V222H104L103 224L108 223V224H106V227H107V228H106V227H103V226H105V225H102V227H101V223H100V227H99V224L96 223V221H95V222H92V223L88 221V224H87V222H83V223H85V224H82V223H81L82 220L79 222L82 226H77V224H76V223H78V222H76V221H78V219H76V218H77ZM81 214H82V213H81ZM136 214H137V213H136ZM138 214H139V212H138ZM249 214H250V213H249ZM49 215H50V214H49ZM55 215H56V214H55ZM82 215H83V214H82ZM129 215H130V214H129ZM133 215H132V216H133ZM144 215H145V214H144ZM12 216H14V215H12ZM15 216H16V215H15ZM36 216H37V215H36ZM36 216H35V217H36ZM38 216H39V214H38ZM56 216H57V215H56ZM74 216H75V218H74ZM79 216H80V215H79ZM151 216H152V215H151ZM192 216H193V215H192ZM242 216H243V215H242ZM4 217H5V216H4ZM4 217H2V218L4 219ZM6 217H7V216H6ZM6 217H5V218H6ZM20 217H23V216H20ZM29 217H30V216H29ZM33 217H34V216H33ZM54 217H55V216H54ZM62 217H63V216H62ZM80 217H81V216H80ZM82 217H83V216H82ZM82 217H81V218H82ZM97 217H98V215H97ZM114 217H115V216H114ZM128 217H129V216H128ZM148 217H149V216H148ZM154 217H155V216H154ZM229 217H230V216H229ZM9 218H11V217H9ZM25 218H26V217H25ZM25 218H23V219H25ZM39 218H40V217H39ZM78 218H79V217H78ZM88 218H89V217H88ZM143 218H144V217H143ZM146 218H147V217H146ZM182 218H183V219H182ZM201 218H202V217H201ZM205 218H206V217H205ZM214 218H216V217H214ZM18 219H19V218H18ZM36 219H37V218H36ZM40 219H41V218H40ZM74 219H76V220H74ZM82 219H83V218H82ZM111 219H112V218H111ZM111 219H110V220H111ZM148 219H149V218H148ZM150 219H151V218H150ZM150 219H149V221H150ZM197 219H198V218H197ZM202 219H203V218H202ZM202 219H201V220H202ZM206 219H207V218H206ZM6 220H7V219H6ZM6 220H5V223L7 222ZM9 220H10V219H9ZM9 220H8V222H9ZM25 220H26V219H25ZM33 220H34V219H33ZM57 220H58V219H57ZM65 220H66V219H65ZM90 220H91V219H90ZM95 220H96V219H95ZM186 220H187V219H185V221H186ZM201 220H200V221H201ZM207 220H208V219H207ZM222 220H223V219H222ZM225 220H226V219H225ZM234 220H235V219H234ZM239 220H240V219H239ZM13 221H14V220H13ZM23 221H24V220H23ZM26 221H27V220H26ZM30 221H31V220H30ZM38 221H39V219H38ZM59 221H60V220H59ZM67 221H68V218H67ZM198 221H199V220H198ZM210 221H212V220H210ZM215 221H216V220H215ZM228 221H231V220L229 219ZM228 221H226V222H227V223H225L226 225H228ZM21 222H22V221H21ZM28 222H29V220H28ZM48 222H49V221H48ZM202 222H203V221H201V222L199 223V225H202V224H201ZM206 222H208V221H206ZM206 222H203V223H206ZM217 222H218V220H217ZM224 222H225V221H224ZM233 222H234V221H233ZM233 222H232V223H233ZM242 222H243V221H242ZM1 223H2V220H1ZM1 223H0V224H1ZM12 223H13V222H12ZM14 223H15V222H14ZM42 223H44V221H42ZM111 223H112V221H111ZM111 223H110V224H111ZM113 223H114V222H113ZM113 223H112V224H113ZM170 223H169V225H170ZM181 223H182V224L185 223V224H184V225H179V224H181ZM189 223H190V222H189ZM195 223H196V222H195ZM195 223H194V224H195ZM214 223H215V225H216V222H213L212 224L214 225ZM229 223H230L229 225H231V222H229ZM262 223H263V222H262ZM7 224H8V223H7ZM7 224H1V225H0V236H1V235H2V236H3V235L8 236V235H10V234L14 235L15 233L18 234V233L20 232V230H19V232H18V230L15 231L16 228H15V229L12 228V230L9 229V228H11L10 226L6 229L5 227L8 226ZM15 224H16V223H15ZM15 224H14L13 226H15ZM25 224H26V223H25ZM34 224H35V223H34ZM34 224H33V225H34ZM114 224H115V223H114ZM190 224H191V223H190ZM192 224H193V222H192ZM197 224H198V223H197ZM219 224H220V222H219ZM225 224H224V225H225ZM16 225H17V224H16ZM28 225H30V224H28ZM31 225H32V224H31ZM42 225H43V224H42ZM59 225H60V224H59ZM59 225H58V226H59ZM64 225H65V224H64ZM75 225L77 226V228H75V227H76ZM240 225L242 226V230H241V231H238V233L235 232L238 228H236V227L234 226V224H232L231 226H228V227L225 226V227L227 228V230H233V229H236L235 231L233 230L234 233H235V234L233 233L234 235H236V234L240 235L241 233L243 234L244 232H247V233H246L247 235H245V233H244V235H243V236H246L245 239H247V238L249 239V237L252 236V233H253L252 231H254V234H255V232H257L255 229L252 230V228H251V227H248V225H246V224H242V223H241ZM259 225H260V224H259ZM259 225H258V227H259ZM11 226H12V225H11ZM17 226H18V225H17ZM19 226H20V225H19ZM22 226H23V225H22ZM66 226H67V225H66ZM74 226H75V227H74ZM204 226H205V224L199 227V232H200V230H201L200 228H203ZM206 226H207V223H206ZM221 226H222V225H221ZM236 226H237V224H236ZM238 226H239V224H238ZM241 226H240V227H241ZM33 227H34V226H33ZM37 227H38V226H37ZM41 227H42V226H41ZM48 227H49V226H48ZM52 227H53V226H52ZM59 227H60V226H59ZM108 227H110V228H108ZM111 227H112V228H111ZM194 227H195V226H194ZM261 227H262V226H261ZM18 228H19V227H18ZM30 228H31V227H30ZM30 228H29V229H30ZM35 228H36V227H35ZM43 228H44V227H43ZM174 228H176V227H174ZM177 228H178V227H177ZM183 228H184V227H183ZM205 228H206V227H205ZM205 228H204V231H205ZM221 228L223 229V227H221ZM249 228H250V229H249ZM255 228H257V227L255 226ZM259 228H260V227H259ZM262 228L264 229V226H263ZM8 229H9V230H8ZM13 229H14V230H13ZM20 229H21V228H20ZM23 229H24V228H23ZM46 229H47V228H46ZM152 229H150V230H152ZM163 229H161V230H163ZM178 229H179V228H178ZM197 229H198V227H197ZM211 229H212V230H213V229L215 230L216 228L213 227V228H211ZM219 229H220V228H219ZM245 229H246V230H245ZM248 229H249L250 232L248 231ZM257 229H258V228H257ZM260 229H261V228H260ZM263 229H261V230H263ZM27 230H28V229H27ZM36 230H38V229H36ZM69 230H72V229H69ZM139 230H140V231H139ZM156 230H154V231H156ZM161 230H160V231H161ZM171 230H172V229H171ZM182 230H183V229L180 227V231H181V233H182ZM186 230H187V228H186ZM194 230H195V232L193 231V234L196 233V232H198L196 229H194ZM212 230H211V232H212ZM224 230H225V228H224ZM239 230H240V229H239ZM31 231H34V229L31 230ZM38 231H39V230H38ZM48 231H49V230L47 229V231L45 230L44 233L47 232V234H49V232H51V231H49V232H48ZM53 231H54V230H53ZM55 231H56V230H55ZM55 231H54V232H51V233H55ZM154 231H153V232H154ZM166 231H165V232H166ZM169 231H170V230H169ZM177 231H179V230H176V232H174V233H177ZM189 231H190V230H189ZM207 231H209V230L207 229ZM215 231H219V230L216 229ZM233 231H231V233H232ZM27 232H29V231H26V233H27ZM40 232H41V231H40ZM144 232H143V233H144ZM147 232H148V231H147ZM170 232H172V231H170ZM199 232H198V233H199ZM248 232H249V233L252 232V233L249 234ZM261 232H262V231H261ZM36 233H37V232H36ZM138 233H137V234H138ZM143 233H142V235H143ZM154 233H155V232H154ZM159 233H160V232H159ZM161 233H162V232H161ZM163 233H164V231H163ZM178 233H180V232H178ZM184 233L187 234V232L183 230V233H182V234H184ZM198 233H197V234H198ZM225 233H227V231H226ZM258 233H259V232H258ZM21 234H24V235H25V233H21ZM27 234H29V233H27ZM133 234H132V235H133ZM140 234H141V233H140ZM140 234H139L138 237H140ZM155 234H156V233H155ZM155 234H154V235H155ZM164 234H165V233H164ZM168 234H169V233H168ZM182 234H181V235H182ZM206 234H207V232H206ZM213 234H214V233H213ZM213 234H212V235H213ZM254 234H253V237L256 235V234H255V235H254ZM15 235H16V234H15ZM44 235H45V234H44ZM50 235H51V234H50ZM52 235H53V234H52ZM59 235H58V238H59ZM156 235H158V234H156ZM172 235H174V234L172 233L170 236H172ZM188 235H189V234H188ZM198 235H199V234H198ZM210 235H211V234H210ZM212 235H211V236H212ZM214 235H215V234H214ZM217 235H218V234H217ZM221 235H222V234H221ZM262 235H263V234H262ZM6 236H5V237H6ZM27 236H28V235H27ZM27 236H26V237H27ZM34 236H35V235H34ZM54 236H55V235H54ZM144 236H145V235H144ZM144 236H143V237H144ZM151 236H152V235H151ZM168 236H169V235H168ZM170 236H169V237H170ZM176 236H177V234H176ZM182 236H185V235H182ZM200 236H201V235H200ZM200 236H199V237H200ZM206 236H208V235H206ZM222 236H223V235H222ZM224 236H225V235H224ZM224 236H223V237H224ZM241 236H242V235L238 236V238H241V239H242ZM247 236H249V237H247ZM8 237H9V236H8ZM37 237H39V236H37ZM49 237H51V236H49ZM133 237H134V236H133ZM138 237H137V238H138ZM141 237H142V236H141ZM143 237H142V242L144 243L143 240H145V239H143ZM147 237H148V235H147ZM172 237H174V236H172ZM178 237H179V236H178ZM187 237H188V236H187ZM192 237L194 238V236H192ZM219 237H220V236H219ZM225 237H227V235H226ZM255 237H256V236H255ZM14 238H15V237L13 236V239H14ZM23 238H24V237H23ZM31 238H34V237L32 236ZM43 238H44V237H42V239H43ZM51 238H53V237H51ZM51 238H50L49 240H51ZM130 238L132 239V236H131ZM130 238H127V239H130ZM175 238H176V237H175ZM180 238H181V237H180ZM184 238H185V237H184ZM188 238H189V237H188ZM193 238H192V240H193ZM195 238H196V237H195ZM195 238H194V240H195ZM200 238H203V237H200ZM204 238H207V237H204ZM209 238H211V237L209 236ZM229 238H230V237H229ZM24 239H26V238H24ZM40 239H41V238H40ZM47 239H48V238H47ZM56 239H57V237H56ZM59 239H60V238H59ZM61 239H63V238H61ZM68 239H69V238H68ZM68 239H67V240H68ZM131 239H130V240H131ZM135 239H136V238H135ZM149 239H150V238H149ZM149 239H148V240H149ZM185 239H186V238H185ZM190 239H191V238H190ZM197 239H199V238H197ZM223 239H224V238H223ZM257 239H261V238H257ZM1 240H2V238H1ZM3 240H4V239H3ZM5 240H6V239H5ZM29 240H30V239H29ZM29 240H27V241H29ZM31 240H34V239H31ZM67 240H66V241H67ZM83 240H82V242H83ZM130 240H129V242H130ZM136 240H137V239H136ZM136 240H135V243H136L139 239H138L137 241H136ZM140 240H141V239H140ZM146 240H147V239H146ZM146 240H145V241H146ZM148 240H147V241H148ZM172 240H173V239H172ZM182 240H183V239H182ZM203 240H204V239H203ZM213 240H214V239H213ZM213 240H212V242H213ZM219 240H221V242L223 243L222 238L219 239ZM242 240H243V239H242ZM43 241H44V239H43ZM47 241H48V240H47ZM51 241H52V240H51ZM53 241H54V240H53ZM60 241H61V240H60ZM90 241H91V242H90ZM168 241H169V240H168ZM177 241H178V238H177ZM205 241H206V240H205ZM214 241H215V240H214ZM245 241H246V240H245ZM33 242H34V241H33ZM54 242L56 243V241H54ZM58 242H59V241H58ZM62 242H63V241H62ZM62 242H61V243H62ZM67 242H68V241H67ZM74 242H75V240H74ZM76 242H77V241H76ZM78 242H77V243H78ZM127 242H128V241H127ZM140 242H141V241H140ZM142 242H141V244H142ZM184 242H185V241H184ZM184 242H183V243H184ZM195 242H197V240H195ZM208 242H209V240H208ZM212 242H211V243L209 242V243L212 244ZM225 242H226V239H225ZM225 242H224V243H225ZM249 242L252 243V241H250V240H249ZM4 243H5V242H4ZM52 243H53V242H52ZM61 243H60V244H61ZM64 243H65V241H64ZM77 243H76V244H77ZM112 243H113V242H112ZM112 243H111V244H112ZM124 243H125V242H124ZM156 243H158V242H156ZM161 243H164V242H161ZM192 243H193V242H192ZM201 243H202V241H201ZM204 243H205V242H204ZM206 243H207V242H206ZM215 243H217V242H215ZM250 243H249V244H250ZM49 244H50V243H49ZM53 244H54V243H53ZM85 244H86V243H85ZM85 244H84V245H85ZM91 244L93 245V243H91ZM127 244H128V243H127ZM138 244H139V243H138ZM158 244H159V243H158ZM164 244H165V243H164ZM179 244H180V243H179ZM181 244H182V243H181ZM181 244H180V245H181ZM185 244H186V243H185ZM188 244H190V243H188ZM196 244H199V243H196ZM242 244H244V243H242ZM246 244H247V243H246ZM255 244H256V243H255ZM19 245H20V244H19ZM30 245H31V244H30ZM96 245H97V244H96ZM112 245H113V244H112ZM114 245H115V244H114ZM139 245H140V244H139ZM146 245H148V244H146ZM175 245H176V244H175ZM215 245H216V244H215ZM218 245H220V244H218ZM221 245H222V244H221ZM224 245L226 246V244H223V248L225 249L226 247H224ZM229 245H230V244H229ZM21 246H22V244H21ZM21 246H20V247H21ZM31 246H32V245H31ZM45 246H46V245H45ZM61 246H63V243H62ZM80 246H79V247H80ZM88 246H89V245H88ZM88 246H87V247H88ZM94 246H95V243H94ZM99 246H100V245H99ZM101 246H102V245H101ZM108 246H109V245H108ZM115 246L117 247V245H115ZM121 246H122V245H121ZM132 246H133V245H132ZM159 246H160V245H159ZM184 246H185V245H184ZM196 246H197V245H196ZM196 246H195V247H196ZM210 246H211V245H210ZM49 247H50V246H49ZM76 247H77V246H76ZM79 247H78V248H79ZM81 247H82V246H81ZM87 247H86V245H85V248H86V249H87ZM104 247H105V246H104ZM104 247H103V248H104ZM118 247H120V246H118ZM128 247H129V246H128ZM162 247H164V246H161L160 249H162ZM176 247H177V246H176ZM178 247H179V245H178ZM190 247H191V246H190ZM221 247H222V246H221ZM227 247H229V246H227ZM259 247H260V246H259ZM263 247H264V246H263ZM78 248H77V249H78ZM85 248H84V249H85ZM90 248H91V245H90ZM92 248H93V247H92ZM96 248H99V247H96ZM167 248H168V247H167ZM181 248H182V247H181ZM185 248H186V247H185ZM202 248H203V247H202ZM202 248H200V249H202ZM204 248H206V247H204ZM231 248H232V247H231ZM233 248H234V247H233ZM251 248H252V247H251ZM23 249H24V248H23ZM48 249H49V248H48ZM75 249H76V248H75ZM104 249H106V248H104ZM108 249H109V248H108ZM123 249H124V248H123ZM133 249H134V248H133ZM142 249H143V248H142ZM142 249H141V250H142ZM153 249H154V248H153ZM158 249H159V248H158ZM172 249H174V248H172ZM229 249H230V247H229ZM236 249H237V248H236ZM24 250H25V249H24ZM32 250H33V249H32ZM101 250H102V249H101ZM114 250H115V249H114ZM127 250H128V249H127ZM148 250H149V249H148ZM176 250H177V249H176ZM26 251H27V250H26ZM30 251H31V250H30ZM62 251H63V250H62ZM72 251H73V248H72ZM109 251H110V250H109ZM144 251H145V250H144ZM146 251H147V250H146ZM153 251H155V250H153ZM156 251H157V250H156ZM162 251H164V250H162ZM198 251H199V250H198ZM198 251H197V252H198ZM203 251H204V250H203ZM225 251H226V250H225ZM230 251H231V250H230ZM34 252H35V251H34ZM46 252H47V250H45V254H46ZM49 252H50V251H49ZM70 252H71V251H70ZM94 252H95V251H94ZM96 252H97V251H96ZM103 252H104V250H103ZM105 252H106V251H105ZM112 252H113V251H112ZM120 252H122V251H120ZM159 252H160V250H159ZM184 252H185V251H184ZM215 252H216V251H215ZM246 252H248V251H246ZM250 252L253 253L252 251H250ZM75 253H76V252H75ZM115 253H116V252H115ZM133 253H134V252H133ZM136 253H137V251H136ZM145 253L148 254V252H145ZM145 253H144V255H145ZM152 253H153V252H152ZM157 253H158V252H157ZM160 253H161V252H160ZM204 253H205V252H204ZM259 253H260V252H259ZM42 254H43V253H42ZM49 254H50V253H49ZM107 254H108V253H107ZM110 254H111V253H110ZM113 254H114V253H113ZM153 254H154V253H153ZM183 254H185V253H183ZM198 254H201V253L198 252ZM198 254L195 253L194 256H195V255H198ZM244 254H245V253H244ZM38 255H39V254H38ZM43 255H44V254H43ZM73 255H74V254H73ZM73 255H72V256H73ZM76 255H77V254H76ZM76 255H75V256H76ZM97 255H98V254H97ZM102 255H103V254H102ZM132 255H133V254H132ZM142 255H143V252H142ZM162 255H163V254H162ZM162 255H161V256H162ZM191 255H192V254H191ZM202 255L204 256V254H202ZM208 255H209V254H208ZM210 255H211V254H210ZM228 255L231 256L230 254H228ZM232 255H233V252H232ZM237 255H240V254L238 253ZM255 255H256V254H255ZM77 256H78V255H77ZM77 256H76V258H77ZM136 256H137V255H136ZM233 256H234V255H233ZM243 256H245V255H243ZM246 256H247V255H246ZM39 257H40V256H39ZM128 257H130V256H128ZM132 257H133V256H132ZM134 257H135V256H134ZM134 257H133V259L131 258V260H136V259H134ZM189 257H190V256H189ZM200 257H201V256H200ZM204 257H206V256H204ZM209 257H210V256H209ZM209 257H206V258L209 259ZM223 257H225V256H223ZM227 257H228V256H227ZM241 257H242V256H241ZM249 257H250V256H249ZM76 258H74V259L77 260ZM78 258H79V257H78ZM95 258H97V257H95ZM106 258H107V257H106ZM114 258H115V257H113V261L115 260ZM136 258H137V257H136ZM140 258H142L141 255H140ZM140 258H139V259H140ZM143 258L145 259V256H144ZM151 258H152V257H151ZM151 258H150V259H151ZM156 258H157V257H156ZM187 258H188V257H187ZM250 258H251V257H250ZM250 258H248V257L246 258V257H245L244 259H241V260H245V259L248 260V259H250ZM80 259H81V258H80ZM90 259H91V258H90ZM116 259L118 260V256H116ZM119 259H120V258H119ZM139 259H138V260H139ZM144 259H143L142 261H146V260H144ZM147 259H148V258H147ZM163 259H164V258H163ZM183 259H184V258H183ZM193 259H195V258H193ZM229 259H230V258H229ZM231 259H232V258H231ZM237 259H239V258H237ZM18 260H19V259H18ZM36 260H37V259H36ZM38 260H39V259H38ZM82 260H83V258H82ZM86 260L88 261L89 258L86 259ZM91 260H93V259H91ZM94 260H96V259H94ZM101 260H102V259H101ZM121 260H122V259H121ZM128 260H129V259H128ZM152 260H154V259H152ZM152 260H151V261H152ZM196 260H197V259H196ZM196 260H195V261H196ZM202 260H203V259H202ZM202 260H199V261L202 262ZM205 260H206V259H205ZM205 260H204V261H205ZM227 260H228V259H227ZM250 260H251V259H250ZM250 260H248V261H250ZM252 260H253V259H252ZM252 260H251V261H252ZM29 261H30V260H29ZM29 261H28V262H29ZM67 261H68V260H67ZM69 261H70V260H69ZM83 261H84V260H83ZM102 261H103V260H102ZM109 261H111V260H109ZM109 261H108V262H109ZM118 261H119V260H118ZM140 261H141V260H140ZM140 261H139V262H140ZM149 261H150V260H149ZM155 261H156V263H157L158 260L156 259ZM206 261H208V260H206ZM234 261H236V260H234ZM237 261H238V260H237ZM0 262H1V261H0ZM21 262H22V261H21ZM32 262H33V260H32ZM61 262H62V261H61ZM73 262H74V261H73ZM123 262H124V261H123ZM139 262H137V263H139ZM159 262H160V261H159ZM159 262H158V263H159ZM167 262H168V261H167ZM208 262H209V261H208ZM230 262H231V261H230ZM239 262L241 263V261H239ZM24 263H25V262H24ZM54 263H55V262H54ZM74 263H75V262H74ZM79 263H80V262H79ZM111 263H112V262H111ZM111 263H110V264H111ZM116 263H117V262H116ZM116 263H115V264H116ZM126 263H127V262H126ZM134 263H135V262H134ZM144 263H146V262H144ZM147 263H148V262H147ZM147 263H146V264H147ZM153 263H154V262H153ZM153 263H152V264H153ZM158 263H157V264H158ZM163 263H164V261H163ZM185 263H186V262H185ZM198 263H199V262H198ZM205 263H207V262H205ZM237 263H238V262H237ZM1 264H2V262H1ZM19 264H20V262H19ZM26 264H29V263H26ZM33 264H35V263H33ZM39 264H40V263H39ZM46 264H47V263H46ZM62 264H63V263H62ZM67 264H68V263H67ZM71 264H72V263H71ZM83 264H84V263H83ZM85 264H86V263H85ZM96 264H97V263H96ZM105 264H107L106 261H105ZM118 264H119V262H118ZM120 264H121V262H120ZM128 264H129V262H128ZM131 264H132V263H131ZM149 264H150V263H149ZM160 264H161V262H160ZM166 264H167V263H166ZM194 264H195V263H194ZM208 264H209V263H208ZM233 264H234V263H233ZM250 264H251V262H250ZM252 264H253V263H252Z\"/></svg>", "mask_w": 264, "mask_h": 264}]
</instances>
